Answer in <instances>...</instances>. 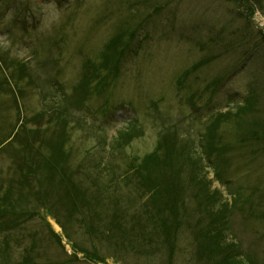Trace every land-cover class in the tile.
<instances>
[{"label": "rangeland", "instance_id": "rangeland-1", "mask_svg": "<svg viewBox=\"0 0 264 264\" xmlns=\"http://www.w3.org/2000/svg\"><path fill=\"white\" fill-rule=\"evenodd\" d=\"M242 12L226 0H0V143L20 133L27 141L19 137L22 143L34 151L43 152L44 148L47 154L42 143L36 142L38 136L57 132L56 125L64 126L65 151L61 159L67 179V185L60 184L53 194L40 195L46 202L39 205L36 196L28 203L26 215L40 208L38 216L30 217L12 232L0 231V254L9 253L11 263L29 255L37 264H93L82 253L77 255L78 261L67 262L72 253L70 245L75 242L82 243L91 255L104 258L107 264H198L193 245H188L191 228L181 230L178 251L168 253L163 262L159 254L137 255L124 244L119 249L118 240L108 241L104 231L88 237L81 219L90 210L99 209L96 199L105 183L110 178L117 183L121 154L110 156V144L129 121L137 119L144 136L126 147L127 158L151 152L157 132L164 129L198 142L209 118L232 107L226 106L232 95L235 99L246 96L249 85L257 88L260 113L256 117L264 120V37L256 30V26L264 25V9H256V21H250ZM137 25H141L140 31L117 78L101 95L91 94L85 102L82 68L91 59H103L106 45L120 27L130 30ZM211 27L225 44H235L240 38L245 47H260L256 61L242 66V50L232 47L213 63L192 69L202 58L214 54L207 33ZM228 67L230 79L211 104H201L200 111L193 114L179 100L178 96L193 94ZM183 78L186 80L181 81ZM250 128L243 125L235 136L233 128H222L220 153L225 159L232 157L224 174L227 184L215 180L212 168L207 167L206 172L212 191L221 192L220 202L211 201L219 203L216 209L241 195L240 204L232 207L228 218L227 239L242 244L244 252L264 263V143L260 139L240 141ZM8 144H1L8 148L0 152V193L6 190L7 181L17 176L15 161L21 162L22 158L19 148L23 146L13 144L11 155ZM101 156L117 171L105 173L104 168L97 167L95 162ZM178 162L185 174L192 168L185 157ZM30 173V169L26 171L28 184L32 183ZM71 175L80 183L79 191H75L78 197L69 196ZM87 176L96 184L92 186ZM180 178L188 179L186 175ZM132 191L139 189L135 186ZM187 194L184 190L180 199L195 213L190 219L196 230V225L209 219L202 209L204 195L192 190L189 197ZM61 198L66 205L63 211L44 208ZM243 200L249 201L242 204ZM49 211L56 212L57 218ZM106 213L99 210V214ZM60 215H64L70 236L56 223L62 220Z\"/></svg>", "mask_w": 264, "mask_h": 264}, {"label": "trees", "instance_id": "trees-1", "mask_svg": "<svg viewBox=\"0 0 264 264\" xmlns=\"http://www.w3.org/2000/svg\"><path fill=\"white\" fill-rule=\"evenodd\" d=\"M228 1L240 7L243 11L241 15L244 13L250 21L256 9H264L262 4L264 0ZM140 27L141 25H137L130 30H124L125 27L123 26L120 27L118 33L113 35L106 45L103 59L101 61L91 59L86 63L83 67L84 72L81 80L86 94L91 90L102 93L101 88L107 80L117 76L119 64L125 50L128 51ZM207 32L208 34L216 33L212 27ZM209 41L213 45L214 54L210 60L203 62L204 59H202L198 67L220 58L222 52H227L232 47L241 49L246 56L252 55L246 62H254L256 61L255 56L259 51L258 49H260V47L245 48L240 38H237L235 44L233 42L231 45L225 44V40L221 36L210 37ZM236 44H239V46H234ZM214 81L212 86L216 87L220 85L222 80L218 76ZM254 91L256 90L251 88V97L247 99L243 107L237 108L234 114L229 112L220 115L206 126L198 141L199 151L194 150L196 142L183 139L179 137L177 132L164 129L158 131L157 142L151 152L143 157L133 156L125 158L127 160L124 163V160L117 163L121 167L120 175L117 176V183L113 178H110L105 183L103 190L100 189L99 198L96 199V204L100 206L99 209L97 211L90 210L81 219L86 235L93 237L97 232L104 231L108 233L106 236L108 241L118 240L116 244L118 248L121 244H124L137 255L157 256L159 254L162 256L163 261L168 253L178 251L181 230L191 228L192 238L190 239L191 243L188 245H193L195 259L198 264H264L250 252H244L242 244L239 245L235 241L230 242L227 239L225 233L229 230L228 217L230 215L228 203L219 206L217 209L216 204L219 205V203H211L212 199H217L220 202L221 197L219 191L211 190L212 182L207 180L206 173V168L211 167L215 171L217 179L224 184L222 174L225 168L230 167L231 159L228 157L225 159V154L221 155L220 153L221 144L223 143L221 138L224 131L222 130L223 127L235 129V135H237L242 131L241 127L247 125L251 128L245 138H240V141L245 142L246 140L249 142L260 139V142L264 143V120L256 117L260 112L257 104L258 97L255 96L256 92ZM247 113H251V118L244 120ZM59 127L61 126L56 125L55 127L58 130L57 132H46L37 138L36 142L42 143L47 149V154L44 148V151L40 152L28 147L25 144L27 141L23 134H14L10 144L23 146L19 148V150L21 149L20 155L22 158L20 159L21 162L15 161L14 167L16 166L17 176L8 180L6 190L0 193V229L11 230L25 221L23 217L28 218L39 214L40 208H37L36 211L27 216L25 210L29 205L28 203L32 202L34 197L37 196L40 205L47 201L40 198L42 193L50 195L60 184L67 185L61 159L65 151L64 134L66 132L63 129L64 126ZM141 135V129L137 127L135 122H132L127 130L120 132L117 138L113 140L112 149L122 152ZM19 137H22L25 143H22ZM67 152L71 153L69 150ZM184 157L192 167L187 174L183 172V168L178 162L179 158L182 160ZM121 164L123 165L121 166ZM22 165L26 166L25 170ZM95 165L104 168L105 173L117 171V168L110 161L104 160L103 156L96 160ZM29 169L31 170L32 183L28 184L26 171H29ZM180 175H186L188 179L183 180ZM87 179L91 180L90 184L92 186L96 184L90 176H87ZM70 181L72 192L69 193V196L71 198L78 197V193L75 191H79L80 183L75 182L72 175ZM135 186L138 187L139 192L132 191ZM184 190L188 191V197L191 195V190L197 193L199 191L200 194L204 195L201 202L202 209L206 210L209 219L203 225H196V230L190 219L195 213H191L192 208L187 207L180 199L184 195ZM103 193L105 194L103 195ZM247 201L249 200H243L242 204ZM45 206L44 208L47 210L63 211L66 208L62 198L56 204L50 202ZM86 206L91 207L93 205ZM164 206L168 207L167 210ZM100 209H104L108 213L106 215L99 214ZM49 212L57 218L56 212ZM104 217H106L105 222H103ZM60 218L62 220L58 221V224L69 235L67 231L68 224L67 222L64 223V215H60ZM69 219L70 217L67 220ZM184 220H187L186 224H182ZM72 249L75 254L83 253L85 258L95 263L106 261L104 258L91 255L89 250L83 248L82 243L76 244L74 242ZM93 249L96 250V246ZM157 250L162 251V253ZM77 260L78 258L74 255L69 263ZM18 264H35V262L30 258L24 259Z\"/></svg>", "mask_w": 264, "mask_h": 264}]
</instances>
